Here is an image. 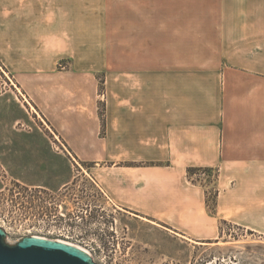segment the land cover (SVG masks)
I'll return each instance as SVG.
<instances>
[{
    "label": "crops",
    "instance_id": "0c3cea01",
    "mask_svg": "<svg viewBox=\"0 0 264 264\" xmlns=\"http://www.w3.org/2000/svg\"><path fill=\"white\" fill-rule=\"evenodd\" d=\"M0 66L42 118L0 93L3 125L29 127L17 178L92 210L94 245L122 230L158 254L157 234L196 248L223 222L264 238V0H0ZM43 120L68 151L44 143ZM71 156L94 166L72 173ZM191 167L218 174L193 181Z\"/></svg>",
    "mask_w": 264,
    "mask_h": 264
},
{
    "label": "rangeland",
    "instance_id": "374dc122",
    "mask_svg": "<svg viewBox=\"0 0 264 264\" xmlns=\"http://www.w3.org/2000/svg\"><path fill=\"white\" fill-rule=\"evenodd\" d=\"M64 65V63L62 64ZM0 72L5 76V91L8 97L6 108H9L15 115V110H19L17 104L21 106L15 93L33 109L35 115L42 120L38 112L32 107L27 98H25L21 89L17 86L13 74L0 66ZM108 70L98 72L99 88L98 95L101 102V112L104 114L107 102L106 78ZM24 109L23 106H21ZM3 103H0V109H4ZM13 110V111H12ZM34 115V114H33ZM33 117V116H32ZM33 122V118L30 117ZM5 118L0 115V226L6 232V240L16 243L21 238L29 234H36L45 237H54L50 230H62L69 235L70 240L75 244L87 249L100 264H264V238H260L251 231L243 230L234 224L221 223V234L215 244H202L196 248L193 246H181L170 244V239L157 234L150 228L151 237L154 234L158 236L155 240L165 242V253L158 254L154 245H147L139 236L124 237L123 231L119 230V235L115 240L106 241L101 246L93 243L95 237V223L93 211L86 213L82 204L65 205L59 200H53L51 190L46 188L37 189L30 185L28 181H21L17 178L20 173L15 170L14 154L20 156L22 150L15 144H20V140L25 136L24 133L29 130L27 124L23 122L15 123L11 129L3 124ZM44 124L46 122L43 120ZM36 130L33 134L43 133L39 127L34 124ZM47 126V124H46ZM48 127V126H47ZM50 133L44 136V143L53 144L55 150L67 148L59 136L48 127ZM37 139V137H34ZM5 157L6 163H3ZM72 157V156H71ZM74 164L71 163L70 172L91 171L94 166L91 162L77 161L72 157ZM18 161H20L18 159ZM29 167H26V171ZM213 174L206 175L205 171H212ZM24 170V169H23ZM53 172L55 178L61 179V174L67 172L65 163L59 157L54 160ZM218 174L216 168L200 167L199 171L193 172L188 176L193 181H203L208 183L213 181ZM54 184L60 183L57 181ZM211 183V182H210ZM209 184V183H208ZM209 197L214 199L215 188L209 189ZM211 205L213 202L210 203ZM87 214V215H86ZM108 220V218L106 219ZM124 222L122 220L119 221ZM131 222V221H130ZM108 224V223H106ZM142 230H139L141 232ZM162 248V247H159Z\"/></svg>",
    "mask_w": 264,
    "mask_h": 264
},
{
    "label": "water",
    "instance_id": "95a60500",
    "mask_svg": "<svg viewBox=\"0 0 264 264\" xmlns=\"http://www.w3.org/2000/svg\"><path fill=\"white\" fill-rule=\"evenodd\" d=\"M0 226V264H100L87 249L60 239L29 234L16 243Z\"/></svg>",
    "mask_w": 264,
    "mask_h": 264
},
{
    "label": "built area",
    "instance_id": "2783aa9c",
    "mask_svg": "<svg viewBox=\"0 0 264 264\" xmlns=\"http://www.w3.org/2000/svg\"><path fill=\"white\" fill-rule=\"evenodd\" d=\"M213 169L212 171L208 172V171H205L203 174H204V177L206 175H209V174H213ZM214 175V174H213ZM210 176V175H209ZM52 235H55L54 237L52 238H56V239H60V240H63V241H66V242H69V243H74L70 240V237L69 235H66V233L64 231H62L61 229L60 230H50L49 231ZM36 235V234H35ZM75 244V243H74Z\"/></svg>",
    "mask_w": 264,
    "mask_h": 264
},
{
    "label": "trees",
    "instance_id": "16d2710c",
    "mask_svg": "<svg viewBox=\"0 0 264 264\" xmlns=\"http://www.w3.org/2000/svg\"><path fill=\"white\" fill-rule=\"evenodd\" d=\"M199 170H200V167H191L188 169V173L190 175L191 173L199 171ZM216 195H217V192H215L214 199H213L214 201H215ZM211 208H213L212 205H211Z\"/></svg>",
    "mask_w": 264,
    "mask_h": 264
}]
</instances>
